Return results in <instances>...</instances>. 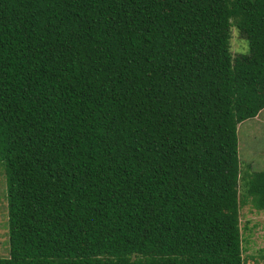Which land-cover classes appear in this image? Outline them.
Returning <instances> with one entry per match:
<instances>
[{"label":"trees","instance_id":"1","mask_svg":"<svg viewBox=\"0 0 264 264\" xmlns=\"http://www.w3.org/2000/svg\"><path fill=\"white\" fill-rule=\"evenodd\" d=\"M262 109L264 0H0V264H242Z\"/></svg>","mask_w":264,"mask_h":264},{"label":"rangeland","instance_id":"2","mask_svg":"<svg viewBox=\"0 0 264 264\" xmlns=\"http://www.w3.org/2000/svg\"><path fill=\"white\" fill-rule=\"evenodd\" d=\"M229 48L231 56L246 53V44L234 27L230 28ZM264 109L253 118L244 120L236 126V150L240 173L248 168L264 172ZM240 179L237 181V184ZM5 181L0 169V258L7 257V235L5 217ZM239 186V194L241 193ZM239 215L242 264H264V211L255 210L248 200L242 198ZM250 256V257H249Z\"/></svg>","mask_w":264,"mask_h":264}]
</instances>
